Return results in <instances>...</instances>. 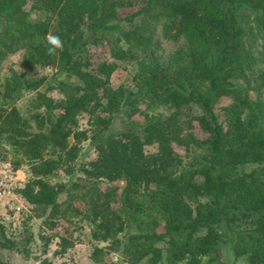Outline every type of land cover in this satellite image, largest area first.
Instances as JSON below:
<instances>
[{"label":"trees","instance_id":"1","mask_svg":"<svg viewBox=\"0 0 264 264\" xmlns=\"http://www.w3.org/2000/svg\"><path fill=\"white\" fill-rule=\"evenodd\" d=\"M34 10L45 17L32 23ZM243 13L253 15L264 50V0H0V64L14 53L24 63L0 85V143L19 154L0 159L28 172L25 204L38 217H69L57 202L65 185L47 177L60 165L73 170L89 140L96 156L79 166L85 208L71 214L82 213L91 238L107 244L96 259L204 264L226 251L264 264V102L250 96L264 88V74L254 75L244 51ZM159 25L164 39L184 38L185 56L160 59ZM49 33L64 42L54 56ZM118 62L135 65L134 88L110 85ZM35 66L77 84L60 82L54 102L37 91L44 78L29 76ZM23 91L36 94L29 117L15 105ZM222 99L229 102L217 113ZM191 105L201 114H183ZM159 107L172 111L148 113ZM83 115L89 129L79 128ZM152 144L156 152L146 153ZM191 148L204 151L190 156ZM248 164L256 168L243 172ZM0 235L3 248L15 246L3 224Z\"/></svg>","mask_w":264,"mask_h":264},{"label":"rangeland","instance_id":"2","mask_svg":"<svg viewBox=\"0 0 264 264\" xmlns=\"http://www.w3.org/2000/svg\"><path fill=\"white\" fill-rule=\"evenodd\" d=\"M131 5L140 3L144 0H124ZM45 17L44 14L38 11H32L29 15V21L32 23L38 22ZM242 25L245 27V35L242 39L244 51L248 57L252 59V71L255 76L264 74V50L262 48V38L254 28L253 15L243 13L239 16ZM155 37L158 38L160 48L158 55L160 59L167 62L171 55L175 52L185 56V42L183 37L177 39L166 40L160 32V25L157 27ZM99 56H104L101 49L97 51ZM98 55L95 58H99ZM24 68V63L18 53L8 55L0 64V85L4 80L13 73H18ZM135 65L129 62H118L115 71L110 77V85L112 88H117L122 85L128 88H134L133 75ZM29 76L38 79L44 78L43 85L37 90L40 93H45L54 102L62 99V94L59 90V83L65 82L76 85L77 82L73 77L60 73L56 67H39L35 66L29 73ZM251 82L255 80L251 79ZM35 92L23 91L21 97L16 101L15 105L25 117L34 111L31 107V100L35 97ZM250 96L254 99L260 97L264 102V88L258 94L250 92ZM228 99H222L216 106L218 113L219 107L228 104ZM142 106H140L141 108ZM171 109L159 107L153 111L148 110L149 114L168 115ZM183 114L187 116H198L201 111L191 105L183 109ZM141 119L140 116L137 117ZM182 120H185L184 117ZM80 129H89L87 125V117L81 116L78 119ZM72 142V139H70ZM146 153H154L157 150V145L152 144L144 147ZM176 150L182 153V149L176 147ZM201 148H191L189 155H200L203 153ZM49 155V154H48ZM0 156L7 160H17L19 154L11 151L9 145L1 141ZM96 156V152L89 140L82 141L79 145V155L76 167L73 170H67L60 165L50 176L47 181L51 184L65 185V191L61 193L57 202L60 204L61 210L68 208L69 217L61 218L56 216L48 218L49 210L46 211L43 217H38L37 212L30 209L26 205V210L19 216L1 215L0 224L5 226L7 238L13 239L16 243L12 248H3L0 243V264H104L103 260L96 259L94 255L95 248H105L106 243L94 241L91 238L89 223L82 218L81 215H72L74 210L84 211L85 199L82 198L84 192L81 186L84 185V177L80 170L82 164L92 161ZM51 157H55L51 155ZM186 160V159H185ZM184 160V161H185ZM256 168L255 165L248 164L242 167L243 172H250ZM24 169V168H23ZM26 170V169H25ZM69 204V205H68ZM68 205V206H67ZM50 223L52 226L50 227ZM1 241V235H0ZM222 258L219 262H208L204 260V264H246L243 259L233 261L227 252L222 253ZM105 261L110 260L113 264H127L117 253H110ZM102 257V258H104ZM138 264H146L142 261Z\"/></svg>","mask_w":264,"mask_h":264},{"label":"built area","instance_id":"3","mask_svg":"<svg viewBox=\"0 0 264 264\" xmlns=\"http://www.w3.org/2000/svg\"><path fill=\"white\" fill-rule=\"evenodd\" d=\"M28 172L16 168L10 162L0 159V216H19L26 210L20 190L28 181Z\"/></svg>","mask_w":264,"mask_h":264},{"label":"clouds","instance_id":"4","mask_svg":"<svg viewBox=\"0 0 264 264\" xmlns=\"http://www.w3.org/2000/svg\"><path fill=\"white\" fill-rule=\"evenodd\" d=\"M46 40L49 45L46 53L47 55L54 56L57 54L58 51L64 50V42L58 35L49 33L46 36Z\"/></svg>","mask_w":264,"mask_h":264}]
</instances>
